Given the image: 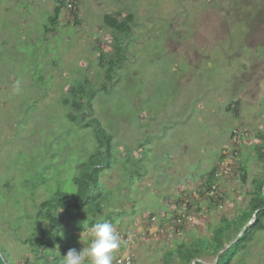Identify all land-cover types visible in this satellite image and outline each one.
<instances>
[{
	"label": "rangeland",
	"instance_id": "rangeland-1",
	"mask_svg": "<svg viewBox=\"0 0 264 264\" xmlns=\"http://www.w3.org/2000/svg\"><path fill=\"white\" fill-rule=\"evenodd\" d=\"M77 1L75 17L64 6L55 31H44L56 0H0V259L49 260L21 238L49 196L42 183L70 190L82 141L91 140L69 120L59 126L67 112L62 100L71 81L104 79L100 49L114 53L113 31L103 26L107 14L132 15L134 23L111 93L92 103L94 117L113 137L117 155L145 152L141 178L128 166L101 178L123 194L115 208L123 214L113 225L121 236L114 261L130 254L133 264H162L177 243L210 238L223 217L245 208L252 181L264 175L254 148L256 135H264V0ZM17 80L20 92L13 93ZM60 130L66 159L58 153L62 141L50 151L55 158L47 152ZM214 168L218 183L208 190ZM71 226L54 249L58 264L59 248L84 246L89 227L77 233ZM231 264H264V229Z\"/></svg>",
	"mask_w": 264,
	"mask_h": 264
},
{
	"label": "trees",
	"instance_id": "trees-1",
	"mask_svg": "<svg viewBox=\"0 0 264 264\" xmlns=\"http://www.w3.org/2000/svg\"><path fill=\"white\" fill-rule=\"evenodd\" d=\"M69 4V0H56L53 14L49 16L44 31H55L62 8ZM70 13L72 17L76 16L75 12ZM133 23L134 18L132 15L123 18L107 14L103 16V26L113 31L111 47L114 49V53L100 49L98 64L99 69L103 71L104 79L101 80V76L97 74L95 80L92 81L84 74L85 76L81 79H75L69 83V89L66 90L65 98L62 100L67 112L59 126L63 128L67 125L66 120H69L79 130H87L85 132L91 140L82 141L83 146L79 149L77 155L79 161L75 166V172L69 178L70 190L57 187L56 191H51L48 189L49 184L42 183L46 185L49 196L37 206L34 218L31 215V219L29 218L30 224L26 226V236H24L25 238L22 237L23 239L21 238V240H24V244L29 245L34 250L36 256L42 260L49 259L46 262L47 264H58L59 258L57 254H54V249L61 245L62 240L65 238L63 232L67 230L66 224L68 222L72 225L68 231L75 230L78 233L79 231H86L88 227L90 228L91 225L97 222H108L114 225L117 217L123 214L119 208L115 210L123 196L122 190L118 188L119 190L116 191L114 190L116 186L111 188L106 183L101 182V178L106 171L113 168L115 170L118 166L121 173L123 166H128L136 170L135 173L138 174L139 178L142 177L140 170L142 171L144 168L142 159L145 152L143 147L136 149L138 152H142L141 157L135 156V151L130 149L125 150L126 156L117 155L118 151L115 152L113 137L105 129L103 123L94 117L92 107L93 101L107 97L111 93L112 83L115 79L113 77L116 75L117 69L119 71L122 66L120 64L125 62L127 53L125 38L128 35L130 36ZM225 50L223 49L222 52L224 53ZM75 130L77 131L76 128ZM70 133H73V130H70ZM63 137L62 130L59 133L56 131L52 141L48 142L49 149L47 152L50 153L54 149V142L62 141ZM256 137L259 141L255 140L254 142L255 153L258 160L264 162V135L258 134ZM74 138L78 140L75 135ZM61 146H64V148H59L58 153L64 155L66 159L68 156L63 150L67 147V143L62 141ZM70 150L72 155L76 156V150L74 148ZM58 153H50L51 158H55ZM237 170L240 172L239 180L245 185L248 180L246 164H239ZM217 171L218 169L214 168L204 184L208 190H213L215 184L218 183ZM263 184L264 175L252 181V192L249 193L251 198L246 207L233 218L223 217L219 224L212 228L210 238H194L189 242L181 241L177 243L174 249L165 253L162 264H192L195 259L209 264H231L239 252L248 248L254 235L264 229ZM37 186H34L33 189ZM210 200L212 206H218L216 198ZM217 200L220 201L219 198ZM254 215L256 216L254 222L248 226L243 235L229 250L221 254L218 262L215 263L217 254L239 235ZM44 222L46 225H43ZM71 240L75 241L74 235L71 236ZM68 250L59 248L58 253H62L64 256L67 253L65 251ZM121 257L122 255L118 256L114 263L117 264L118 259ZM51 258L52 261L50 262ZM208 258H212L213 261L209 262ZM4 263L7 264V262L0 259V264Z\"/></svg>",
	"mask_w": 264,
	"mask_h": 264
},
{
	"label": "clouds",
	"instance_id": "clouds-1",
	"mask_svg": "<svg viewBox=\"0 0 264 264\" xmlns=\"http://www.w3.org/2000/svg\"><path fill=\"white\" fill-rule=\"evenodd\" d=\"M69 1L75 5V9L71 10L69 5H66V11L76 13L79 9L78 1ZM12 91L20 92L19 80L14 82ZM80 242L82 243L81 239ZM83 243L84 246L79 251L75 248L67 251L62 257L63 264H113L115 253L121 247V236L111 223L97 222L87 230Z\"/></svg>",
	"mask_w": 264,
	"mask_h": 264
},
{
	"label": "water",
	"instance_id": "water-1",
	"mask_svg": "<svg viewBox=\"0 0 264 264\" xmlns=\"http://www.w3.org/2000/svg\"><path fill=\"white\" fill-rule=\"evenodd\" d=\"M263 192H264V184H263ZM256 216L254 215L252 217V220L246 225L244 226V228L240 231L239 235L234 239L232 240L224 249H222L216 256V259H215V263L218 262V259L219 257L221 256V254H223L224 252H226L227 250H229V248H231L238 240L239 238L243 235V233L245 232V230L248 228L249 225H251L254 220H255ZM196 263H201V264H209V263H206L202 260H199V259H195L192 264H196Z\"/></svg>",
	"mask_w": 264,
	"mask_h": 264
},
{
	"label": "built area",
	"instance_id": "built-area-1",
	"mask_svg": "<svg viewBox=\"0 0 264 264\" xmlns=\"http://www.w3.org/2000/svg\"><path fill=\"white\" fill-rule=\"evenodd\" d=\"M68 7L71 10L75 9V5L73 3H70ZM117 264H133V258L131 257L130 254L124 255L118 259Z\"/></svg>",
	"mask_w": 264,
	"mask_h": 264
}]
</instances>
